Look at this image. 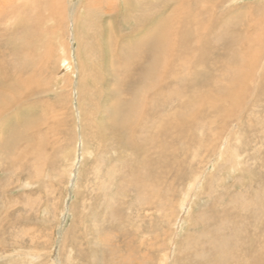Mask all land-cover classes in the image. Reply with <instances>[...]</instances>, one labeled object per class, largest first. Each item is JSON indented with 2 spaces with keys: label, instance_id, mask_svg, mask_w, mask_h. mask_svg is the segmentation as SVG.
<instances>
[{
  "label": "rangeland",
  "instance_id": "374dc122",
  "mask_svg": "<svg viewBox=\"0 0 264 264\" xmlns=\"http://www.w3.org/2000/svg\"><path fill=\"white\" fill-rule=\"evenodd\" d=\"M60 1L0 0V264H264V0Z\"/></svg>",
  "mask_w": 264,
  "mask_h": 264
},
{
  "label": "bare ground",
  "instance_id": "6f19581e",
  "mask_svg": "<svg viewBox=\"0 0 264 264\" xmlns=\"http://www.w3.org/2000/svg\"><path fill=\"white\" fill-rule=\"evenodd\" d=\"M56 1L57 0H55V3H56ZM107 1V0H106ZM194 1L195 0H181V2H182V6H184L185 5V3L186 2H189L190 3V5H191V3H194ZM59 2H61L60 0H59ZM178 2H179V0H178ZM10 3H12V2H10ZM100 4V3H99ZM128 4H130V2H129V0H126V5H128ZM57 5V4H56ZM61 5V4H60ZM96 5V4H95ZM103 6V5H102ZM57 8V7H56ZM60 9V8H59ZM187 9V14H189V19H191V20H193V13H194V11H193V9H191V8H183V11L184 10H186ZM197 13V12H196ZM1 14H2V10L0 9V16H1ZM196 16V20H197V18H198V16L197 15H195ZM64 19L65 20V17L61 14L60 15V19ZM151 34V35H150ZM149 34V36L141 43V44H143V43H145V41H146V43L147 44H149L150 45V49L146 52L144 49L143 50H141L140 48H139V57H140V63H139V65H138V68H134V70H136V69H140L141 70V72H139V76H138V78L141 80V79H145V78H147V79H149V78H151V79H149V81L148 82H144L143 81V83L142 84H148L149 86H152V85H154V86H157V87H160L159 89H158V92L156 93V94H153V95H161L163 92H164V90L166 89V87L168 86H166V84H165V80L167 79L166 77L169 75V73L172 71V68H171V63H172V59L174 58V55L175 54H177V53H180V52H182V53H184V54H182L183 56L186 54V53H188L189 51V49L191 48V47H189V48H187L186 46H188L189 44H190V42H191V37H189L188 36V33H185L183 36H179V38L176 40V41H174V43L172 44V47H170L171 49V56L169 55V49H168V52L166 53V56L164 55V53H165V45H161V39H162V36H161V31L160 32H158V30H156L153 34L152 33H150ZM164 35V34H163ZM166 36V35H165ZM174 38L176 39V36H174ZM162 44H164V42H162ZM155 51H161V57L160 56H158V55H156V56H153L152 55V53L153 52H155ZM152 56V57H151ZM169 56H170V59H169ZM163 59V61H161ZM184 57H183V59H181L179 62H178V67L179 66H181L183 63H184ZM171 65V66H170ZM170 67V68H169ZM174 68L176 69L175 71L176 72H174V73H172V75H171V77H172V80H174V81H178L179 80V75L180 74H183V72H182V68H177V67H175L174 66ZM133 71V70H132ZM130 72V71H129ZM134 72V71H133ZM4 73V72H3ZM131 73V72H130ZM2 75V74H1ZM152 75V76H151ZM149 77V78H148ZM156 78L158 79V80H156ZM200 78H202V79H200ZM200 78H194V79H190L189 81H187L186 82V87H187V89L188 90H194L195 91V93L196 92H198L199 90L197 89H195L194 87H199V88H202V84L203 83H205V82H207V77H200ZM194 80V81H193ZM137 81H138V79H133V81H130L131 82V84H134V85H136L137 84ZM192 81L194 82V84L196 83L197 85H193L192 84ZM18 83V80L17 79H15L13 82H11L10 83V85L12 86V87H14V84L15 83ZM20 82V81H19ZM5 83L7 84V81L4 79V78H2V76H0V87L1 88H4L5 87ZM139 83V82H138ZM3 84V85H2ZM138 85V84H137ZM149 86H147L146 85V87H149ZM136 87L137 86H133V88H135L136 89ZM138 87H140V86H138ZM145 87V88H146ZM6 89H7V87H6ZM133 90V89H132ZM154 90V87L152 88V90L151 91H153ZM161 91V92H160ZM193 91V92H194ZM8 92V91H7ZM10 92V91H9ZM148 92V91H147ZM192 92V93H193ZM3 94H4V90L3 89H0V99L3 97ZM26 94V93H25ZM138 95V94H137ZM228 96H230V95H228ZM29 97V95H27V96H25V98H28ZM135 99H137V100H139L140 102L143 100V103H144V99H143V96H142V100H141V98L139 99L138 97H134ZM230 98H232L231 96H230ZM9 100V99H8ZM136 100V101H137ZM234 100H235V98H234ZM2 103H0V116L4 113V112H6L7 110H9V109H11L12 107V105H13V107H14V105H16V107H17V100L16 101H14V99L11 101V102H8V101H6V100H4V101H1ZM133 103L131 104V106H132V108H134V112L132 111V110H130L129 111V113H131V115H129V116H131V118L130 119H132V124H133V117H134V119H135V122H136V125H135V128H136V126L138 127V119L140 118V117H143V118H148L149 117V115H150V113H148V112H150L149 110H151L152 108H153V103H154V100L152 101V102H149L146 106L148 107V109H147V112L145 113V112H142V114H141V110H138L137 109V107H138V102H136V103H134V101H132ZM234 103H235V101H234ZM12 104V105H11ZM20 106V105H19ZM141 105H139V108L140 109H142V106L140 107ZM21 107V106H20ZM130 109H131V107H130ZM143 110V109H142ZM153 110V109H152ZM22 111V110H21ZM155 111H156V107L154 108V113H155ZM134 113H138L137 114V116L135 117L134 116ZM151 113H152V111H151ZM128 115V114H127ZM129 119V120H130ZM120 122V121H119ZM128 122V121H127ZM127 122H125L123 125L121 124L120 125V128H121V131H120V133L123 131V129L124 128H126L125 126H127L128 125V123ZM42 124V123H41ZM119 126V125H118ZM130 126H132L131 127V138H130V140H131V142L133 143V146L135 147V149L134 150H138V151H141L144 147L142 146V145H139V143H137L136 142V140H135V133H133V125H130ZM192 126H195L194 125V123L192 124V122L191 123H185L184 124V130H187L188 129V132L190 131V127L192 128ZM134 128V129H135ZM130 129V128H129ZM145 128L144 127H142L141 128V130H144ZM127 130V129H126ZM192 133H193V131H192ZM119 142L120 143H125V141H124V139H123V137H122V135L121 134H119ZM156 145H157V143L156 144H154V145H150L149 146V148H155L156 147ZM237 149V148H236ZM222 154V153H221ZM238 160V159H237ZM240 161V160H239ZM238 164V163H237ZM150 175H151V173H150ZM195 177V176H194ZM196 179V178H195ZM146 180H148V181H151V182H155V175H152V176H150V178H146ZM202 176L201 177H199L195 182H194V184H193V191H192V193L193 192H196L197 191V188H198V185H200L201 183H202ZM203 182H204V180H203ZM154 244V243H153ZM225 248H229V247H224V249ZM71 256V255H70ZM70 259V258H69Z\"/></svg>",
  "mask_w": 264,
  "mask_h": 264
}]
</instances>
